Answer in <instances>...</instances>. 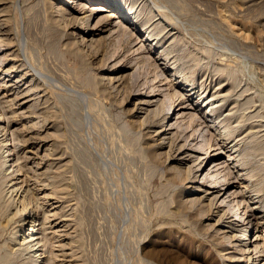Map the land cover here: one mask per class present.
Listing matches in <instances>:
<instances>
[{
	"label": "rangeland",
	"instance_id": "obj_1",
	"mask_svg": "<svg viewBox=\"0 0 264 264\" xmlns=\"http://www.w3.org/2000/svg\"><path fill=\"white\" fill-rule=\"evenodd\" d=\"M120 2L0 0V145L17 158L0 150V264L39 249L43 264H264V0ZM101 4L109 17L89 22ZM210 143L237 197L203 216ZM229 155L244 162L226 169ZM26 206L39 245L23 241ZM246 226L262 252L224 232Z\"/></svg>",
	"mask_w": 264,
	"mask_h": 264
},
{
	"label": "bare ground",
	"instance_id": "obj_2",
	"mask_svg": "<svg viewBox=\"0 0 264 264\" xmlns=\"http://www.w3.org/2000/svg\"><path fill=\"white\" fill-rule=\"evenodd\" d=\"M92 1L94 2L95 0H92ZM120 1L121 0H107V2H108L107 4L110 5V6H113V7H118V9H121V7H120L121 2ZM70 2L71 3H74V5H76V6H78V5L80 6V5H83L84 2H87V0H70ZM108 5L101 4L98 8H93L91 11H89V13L86 14L85 18H87L89 22H91V20H97L96 21L97 23L102 22L103 20L106 19V17H109L108 15L105 16L102 13L103 11L106 10V6H108ZM96 9L98 10V12L95 13ZM65 10H67V9L62 5V8H61V11L60 12L63 13ZM119 14H121V13H119V12L117 13L116 10H112L110 12V16L111 17H113V16L114 17H117ZM138 17H139V15H134L133 17L129 18L127 14H123L120 17V20H121V22L124 23L125 21L132 19V21H134L133 24L135 25L136 24L135 23V19L138 18ZM66 20L67 21H69V20H74L75 21V20H77V18H73V19L72 18H67ZM144 37H145V35H144ZM146 40L147 41H150L149 39H146ZM166 84L167 83H165V85ZM169 110H174L173 116L172 117L170 115L165 116V119L171 117L170 120H168L167 126L169 125L170 126L169 127V130L171 132H173L174 129H175L174 128V125L175 124H174L173 121L176 119L175 116H177V114H179V109H178V106L175 108V103H172V106L169 108ZM0 120H1V114H0ZM165 122H167V120ZM213 122H218V121H213ZM220 123L225 127V124L223 123V120ZM0 128H1V124H0ZM167 130L168 129H165L164 132H166ZM230 132L231 131L229 130V131H225V132H223L221 134L227 136ZM3 142L0 145V150L3 151L1 158L8 157V162H10L9 168L11 169L13 166H17V158L15 157V150L13 149L14 146H13L12 141H10L9 138L4 139ZM5 147H7V152H5V149H6ZM236 147H237V144H235L234 148H236ZM211 148H213V145L212 144L210 145V148H209V150L206 153V157L201 160V163L199 164V168L196 170V177L199 178V176H204L205 181L200 182L201 184H204V185H205V183L207 181L208 182H211V180H209V177L214 178V180L212 181V183L210 185H208V187H206L205 189H206V192L208 191L207 192L208 194H215V195L212 196V197L206 195L205 198H203V197H196V198H192L191 199V206L192 207L199 208L200 209V212L202 213L203 216L213 213V208H214L215 201H216L217 198L220 197V199H221L222 197H225V201H228L227 203L229 205V204H232L233 201H235L236 200V197H237V196L236 197L234 196V192H232V190L230 189L231 188V185H227L224 182L226 175L223 174V172L225 171V169L223 170L222 168H218L217 165L213 166V168H214L213 170L210 169V166L213 164V159L215 157V154L213 155V151L211 150ZM192 150L194 152H196V153H200L201 152L200 150L195 149V148L192 149ZM235 157H236L235 155H229V157L228 158H225L226 160H224V162H221V163L222 164H225L226 163L225 164L226 169H231L229 167V163H232V159H233V163H235L234 164L235 167L241 166V164L244 161L237 160V159H235ZM199 158L200 157H198L197 159H199ZM19 171H20V169L18 167L16 170L13 169L12 172H10V173L15 174V173H18ZM218 172H219L220 176H216V173H218ZM21 189L22 188H21L20 185L13 184V185H11V186L8 187V193H11V194L16 193V195H18V193L21 191ZM209 190H210V192H209ZM207 197H209L208 199L210 200L209 203H208V205H207V203L205 201V199L207 200ZM22 203L25 204V201H22ZM220 206L225 207V205H223V204H221ZM27 209H28L27 206H26V208L23 209V212L24 213H27V216H26V218L24 219L23 222H27V220H29V222L32 225L31 230L33 232L32 233H26V234H24L23 241H26L28 238L32 237V242L34 241L35 242L34 244L39 245L41 241L39 239L40 237L37 235V230L35 229L36 217H35L34 214L31 215L28 212H26ZM233 209H235V210L237 209V212L235 214V218L232 219V224H234L235 227L238 225V223H240V226L245 225V223H247V222H246L245 217H243L242 212L239 211V208L237 206H234ZM220 220L221 219H219L213 225V227H220ZM246 227H247L246 228V231L247 232H246L245 236H243V233H245V229H244V231L242 232V238L241 237H238L237 238L236 237L237 234H235L233 231H231V232L224 231V232L226 233V236L232 242V244L234 246L239 245L241 247V250L244 251V253L250 254V253H253L254 250H256L257 253L262 252V249L260 247V244L257 242L258 239L256 238V233H255V231L253 232V227H252V229L250 228V226H246ZM219 229H221V227ZM249 233L251 234L250 237H248V234ZM246 243H248L249 246H246L245 245ZM23 244H24V242L21 245H23ZM262 255L263 254L260 253L258 255V257H260ZM45 257H46V255L44 254V252L42 251V249L36 250L35 251V254H34V258L32 259V262H33V264H43L44 263L43 262V259H45Z\"/></svg>",
	"mask_w": 264,
	"mask_h": 264
}]
</instances>
